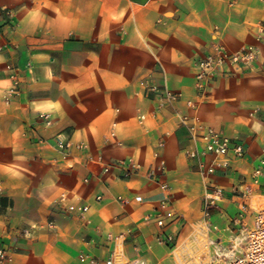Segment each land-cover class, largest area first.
Here are the masks:
<instances>
[{
  "label": "crops",
  "instance_id": "0c3cea01",
  "mask_svg": "<svg viewBox=\"0 0 264 264\" xmlns=\"http://www.w3.org/2000/svg\"><path fill=\"white\" fill-rule=\"evenodd\" d=\"M218 40L232 51L256 44L259 56L252 69L227 67L201 96L195 64ZM8 65L21 80L10 103L3 99ZM142 81L169 87L179 101L160 106ZM41 112L54 123L45 125ZM180 115L247 149L227 173L212 177L226 193L219 214L239 211L233 189L242 182L251 185V203H264V173L250 183L264 159L262 0H0V247L12 259L6 264H105L110 256L160 264L170 250L162 237L184 243L194 225L213 236L204 219L206 185L187 155L190 135ZM58 134L86 143L89 152L58 162ZM156 154L166 161L160 181L167 191L148 174ZM101 156L103 164L136 161L141 171L104 172ZM165 197L170 205L162 208ZM69 204L90 209L80 216ZM154 212L173 216L162 228L145 220ZM230 223L222 232L237 231ZM192 238L191 244L199 239Z\"/></svg>",
  "mask_w": 264,
  "mask_h": 264
},
{
  "label": "built area",
  "instance_id": "2783aa9c",
  "mask_svg": "<svg viewBox=\"0 0 264 264\" xmlns=\"http://www.w3.org/2000/svg\"><path fill=\"white\" fill-rule=\"evenodd\" d=\"M262 1L264 2V0ZM210 47V50L202 55L195 64L197 67L195 82L201 96L208 91L219 74L223 73L227 67L232 66L244 70L252 69L259 56V46L256 44H246L232 51L226 47L223 42L218 40L212 43ZM30 67L31 65L29 64L28 68ZM7 70H9L10 73L11 84L9 86L10 88L4 92L3 99L6 103H10L14 97L21 92V80L14 66L8 65ZM141 84L145 87L147 96L150 97L151 94H155L159 97L160 106H174L179 101L180 95L172 91L169 87H161L146 81H142ZM188 105L192 108L195 107V103L192 101H189ZM179 117L181 125L187 129L190 135V143L186 150L187 155L202 176L204 185H206L203 200L204 219H207L209 227L217 230L218 225L214 223V216L210 213L218 209L219 202L226 196V193L223 187L212 183V177L219 172L227 173L232 168L231 165L234 160L245 157L247 149L240 140L234 139L188 115H180ZM38 118L47 126L54 123L50 113L41 112L38 114ZM141 118H143V116H141ZM114 135V133L111 134V136ZM54 138L55 140L52 146L58 155L56 160L60 163L66 162L73 157L75 152H89L86 143L75 141L62 134H58ZM156 155L158 157V163L152 168H149L148 174L151 179L160 182L163 190L167 191L169 189L168 184L160 181L166 173V161L160 158L158 154ZM97 162L100 165L102 164V170L104 172H110L112 169H120L124 177L135 176L141 171V165L132 160H119L116 163L103 164V158L101 156L98 157ZM263 173L264 159L260 161L251 174L250 183H258ZM233 194L240 195L242 199L240 209L235 219H233L234 226L240 227V229L237 230L235 227L232 229V231H237L233 233L229 248L227 245V248L224 247V249H219L226 257H230L235 249H238L242 254L225 264H264V203H251V200L255 199V195L253 194L251 185L246 182H242L238 187H234ZM259 195L260 197L264 196V190L263 193H259ZM96 199L101 200L102 196L99 195ZM120 200H124V198L120 197ZM160 203L162 208H167L170 205L168 197H165ZM68 206L69 211L80 216H83L90 209V206L87 204H69ZM172 216V212L166 213V216L154 212V214L146 215L145 220L151 221L155 219L160 226H166V219ZM248 218H252L251 224L247 222ZM111 237L112 236L109 235V238ZM168 239L172 240L171 237H168ZM11 260L9 250L0 247V264H6ZM105 264L146 263L139 260L120 262L117 261L115 257L110 256L105 260Z\"/></svg>",
  "mask_w": 264,
  "mask_h": 264
},
{
  "label": "rangeland",
  "instance_id": "374dc122",
  "mask_svg": "<svg viewBox=\"0 0 264 264\" xmlns=\"http://www.w3.org/2000/svg\"><path fill=\"white\" fill-rule=\"evenodd\" d=\"M210 214L214 216L213 221L218 225L217 230L212 228V231L215 233L213 234V236L207 235L200 225H194V229L192 231L190 230L192 226L189 224V226H187L188 229L186 232H189L190 230L191 233H189L188 237H199V239H195L197 242H195L194 244H191L189 242V238L184 243H177V240L175 238H172V240L163 237L159 239L158 242H164V244L170 249H165L166 257L160 264H225L233 258L241 256L242 252H240L238 249H235L230 257H226L225 255H223L219 249H224V247H226L227 245V247L229 248V245H231L230 237L231 235H233V232L230 233V231L227 230L229 233L228 234L226 231L222 232V230L225 228L226 224L229 221H231V223L228 224V226L231 227V225L234 224L233 219H235L237 211H225L224 215L222 216L221 214H219L218 210H213ZM196 218L197 217H194L195 221H197ZM251 219L248 218L247 222L249 224L252 223ZM186 223L188 222L182 224V228L187 225ZM194 224H196V222H194ZM161 227L164 228L165 226ZM235 228L237 230L240 229V227ZM223 234H225V236L227 237H223L224 240L221 237ZM222 241L224 242L222 243ZM188 243L189 245L187 246Z\"/></svg>",
  "mask_w": 264,
  "mask_h": 264
}]
</instances>
